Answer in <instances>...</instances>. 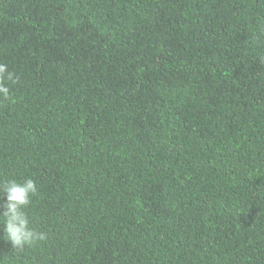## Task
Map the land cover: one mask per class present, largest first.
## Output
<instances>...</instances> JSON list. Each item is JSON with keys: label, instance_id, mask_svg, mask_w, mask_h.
Wrapping results in <instances>:
<instances>
[{"label": "trees", "instance_id": "trees-1", "mask_svg": "<svg viewBox=\"0 0 264 264\" xmlns=\"http://www.w3.org/2000/svg\"><path fill=\"white\" fill-rule=\"evenodd\" d=\"M0 62V264H264V0H0Z\"/></svg>", "mask_w": 264, "mask_h": 264}, {"label": "clouds", "instance_id": "clouds-1", "mask_svg": "<svg viewBox=\"0 0 264 264\" xmlns=\"http://www.w3.org/2000/svg\"><path fill=\"white\" fill-rule=\"evenodd\" d=\"M19 82V77L10 71L6 63L0 62V101L9 99V84ZM37 185L31 178L23 181L9 180L0 183V225H3L4 239L12 249L23 250L37 241L45 240L46 234L36 231L25 211L31 204V197L37 193Z\"/></svg>", "mask_w": 264, "mask_h": 264}]
</instances>
